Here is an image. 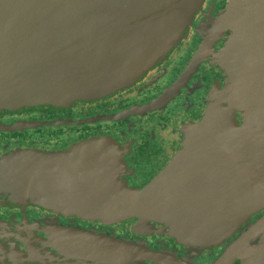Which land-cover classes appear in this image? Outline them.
<instances>
[{"label":"water","instance_id":"1","mask_svg":"<svg viewBox=\"0 0 264 264\" xmlns=\"http://www.w3.org/2000/svg\"><path fill=\"white\" fill-rule=\"evenodd\" d=\"M204 3L0 0V112L68 107L132 87L186 39ZM215 24L211 40L231 32L220 54L227 87L214 93L201 123L185 131L181 150L147 187L122 182L120 149L94 140L64 151H16L0 163V193L26 206L106 223L138 218L136 231L157 221L186 244L225 242L264 211V0H230ZM210 178L224 179L228 188L217 196L221 204L204 206L202 187ZM57 235L62 254L73 253L83 264H173L167 255L129 243ZM233 258L264 264V215L216 264Z\"/></svg>","mask_w":264,"mask_h":264},{"label":"flooded vegetation","instance_id":"2","mask_svg":"<svg viewBox=\"0 0 264 264\" xmlns=\"http://www.w3.org/2000/svg\"><path fill=\"white\" fill-rule=\"evenodd\" d=\"M229 2L206 0L186 39L143 79L124 91L68 107L33 106L0 112V163L16 151L56 152L83 142L104 140L120 149L125 165L119 179L136 190L147 187L181 150L185 131L201 123L214 93L227 87L228 77L220 54L227 47L231 32L211 38L216 29L215 20ZM208 43L209 47L197 61V55ZM193 63L196 66L190 70ZM205 185L203 205L221 204L222 198L217 196L222 188H228L227 182L210 178ZM263 215L264 211L253 215L222 244L200 246L179 241L157 221H150L149 229L136 231L138 218L106 223L26 206L0 193V264H83L73 253L67 255L68 259L62 254L57 235L60 231L88 233L147 248L169 256L173 264H216L225 259L230 246ZM229 264H242V261L233 258Z\"/></svg>","mask_w":264,"mask_h":264},{"label":"rangeland","instance_id":"3","mask_svg":"<svg viewBox=\"0 0 264 264\" xmlns=\"http://www.w3.org/2000/svg\"><path fill=\"white\" fill-rule=\"evenodd\" d=\"M205 1H206V0H205ZM217 18H218V17H217ZM217 18H216V19H217ZM215 21H216V20H215Z\"/></svg>","mask_w":264,"mask_h":264}]
</instances>
